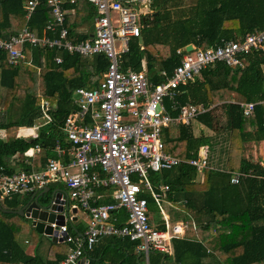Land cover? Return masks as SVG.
I'll return each instance as SVG.
<instances>
[{"label": "trees", "instance_id": "1", "mask_svg": "<svg viewBox=\"0 0 264 264\" xmlns=\"http://www.w3.org/2000/svg\"><path fill=\"white\" fill-rule=\"evenodd\" d=\"M25 1L0 0V37L6 38L21 30L25 21ZM151 1L152 12L142 17L141 36L129 42L123 59L125 66L130 65L135 70L141 69V60L145 59L153 83L162 79L158 75L160 70L171 74L179 64L182 56L177 53L179 48L185 53L188 44L206 48L222 40H240L246 33L264 29V0H195L174 18L165 8L166 0ZM62 6L65 10L73 9L66 13L64 21L72 37L75 36L73 27L81 19L89 20L96 14L87 0H66ZM52 18L47 0H40L26 23L37 34L45 31L54 37L58 28L45 30ZM86 37L88 35L84 34L73 38ZM26 50L29 62L22 60L17 64L8 63L5 51L0 50V130H3L0 166L8 172L44 167L49 158L56 157V144L66 151L63 160L69 159L70 143L61 127L64 118L75 109L72 92L78 86L97 85L108 66L103 54L83 56L31 45H26ZM56 56L62 58L61 62H55ZM244 58L246 65L242 68L215 61L177 88L176 99L180 104L204 102L216 106L199 114L189 124L168 126L164 135L167 153L188 159L202 150L212 167L200 172L195 166L182 162L150 173L151 181L156 184L155 175L161 174L162 182L169 185L166 197L176 202L184 214L183 219L190 221L192 218L197 224L185 237L172 240L173 264H264V164L246 158L242 152L246 143L264 139V47L252 49ZM43 99L54 105L49 110L51 121L46 123L38 122L42 118L40 102ZM231 100L252 101L256 105L250 116H244L239 105ZM219 107L225 119L220 125L213 114ZM193 121L198 122L203 131L194 134ZM34 125L38 126L35 137L30 136L34 134L32 129L21 131L26 135L19 134L21 127ZM207 130L209 133L205 132ZM221 138L222 143L227 140L222 148L226 155L222 166L216 167L212 164L214 146ZM36 145L39 151L31 156L29 152ZM232 171H243L247 175L238 184H232ZM50 184V190L42 199L48 200L52 190L64 188L62 183L59 186ZM102 191L104 188L96 192ZM29 196L13 194L1 201L0 264H58L74 246L71 242L53 241L49 237L50 244L42 248L39 242L34 244L31 239H19L30 219L2 209H18ZM144 196L149 204L150 198ZM110 198L104 201L109 202ZM119 213L124 210L116 211L118 216ZM72 222L67 223L68 232L72 235L82 233ZM118 222L121 223V219ZM101 239L102 243L98 244ZM135 245L136 241L128 238L104 236L85 253L89 264H141L143 255L135 250ZM28 246L33 247V253L27 251ZM165 257L150 256V264H164Z\"/></svg>", "mask_w": 264, "mask_h": 264}, {"label": "built area", "instance_id": "2", "mask_svg": "<svg viewBox=\"0 0 264 264\" xmlns=\"http://www.w3.org/2000/svg\"><path fill=\"white\" fill-rule=\"evenodd\" d=\"M71 2L73 0H70ZM95 8L93 33L90 37L76 40L69 35L64 25L67 10L62 0H47L52 19L45 30L58 33L54 37L45 31L41 35L27 23L17 34L0 37V50L5 51L8 63L29 62L26 45L55 48L83 56L103 54L108 66L103 79L94 87L78 86L72 101L75 109L63 120L62 130L70 143L68 160H63L65 149L56 144V157L48 159L44 167L29 171L8 172L0 166V199L13 194L31 195L53 182H61L68 200V210H62L64 222L48 224L52 231L48 237L62 238L74 244L58 264H89L86 250L104 236L128 238L136 241L135 250L149 263L151 252L173 254L172 240L185 237L196 222L181 219L171 222L162 207L168 184H157L155 189L150 179L151 172H161L174 165L186 162L200 172L209 168L208 160L199 151L196 157L182 159L165 151V128L176 124H189L199 114L211 111L216 104H180L176 96L180 84L192 80L202 68L215 61H223L233 68L246 65L244 55L252 49H262L264 29L246 33L240 40H222L215 46L195 48L182 53L179 64L167 74L160 70L162 78L153 83L149 79L145 59L141 69L124 65L123 54L129 50V42L140 38L144 25L142 17L150 12L139 11V5L150 0H87ZM40 0L23 3L28 19ZM140 49L143 45L140 44ZM55 62L62 58L56 56ZM166 98L168 103H165ZM244 116H250L256 102L234 101ZM54 107L47 100L40 102L43 123L51 121L49 110ZM172 112H175L174 114ZM38 126L34 125L36 129ZM35 132L32 137H35ZM39 151L36 145L30 150L33 156ZM261 164H264L262 162ZM230 182L238 184L247 174L230 172ZM104 188L113 201L98 202L96 189ZM150 193L158 207L161 223L150 220L148 199ZM53 203V201H52ZM75 208L73 212L71 209ZM78 209L86 214V227L82 233L68 232V221H73ZM123 209L126 218L118 222L116 211ZM24 241H27L25 239ZM82 260V261H81Z\"/></svg>", "mask_w": 264, "mask_h": 264}, {"label": "rangeland", "instance_id": "3", "mask_svg": "<svg viewBox=\"0 0 264 264\" xmlns=\"http://www.w3.org/2000/svg\"><path fill=\"white\" fill-rule=\"evenodd\" d=\"M194 1L195 0H166L165 1L166 2L165 8L170 10L171 16L174 18V17H177V15L179 16L180 10H186L188 8V6H190L191 4L194 3ZM151 3H152V1L150 0L147 5H144V4L142 5L141 4V5H139V8L137 7V9L139 11H142L143 13L152 12ZM165 8H162V10H164ZM72 95H73V92H72ZM165 103L166 104L168 103V99L167 98L165 100ZM213 114L216 117H218V120H219L218 124L219 125L220 124H224L225 119H224V115H223L222 110H221L220 107L217 108L216 110H214ZM38 122H40V123L43 122V119L40 118ZM218 124H217V126H219ZM221 126H223V125H221ZM201 128L202 127H201V125L198 124V122H196V121L192 122V130H193L194 134H198L201 131H203V129H201ZM205 132L209 133L208 130L205 131ZM36 133H37V131H36ZM219 135L222 136L223 133H219ZM0 136L2 137L3 135L0 134ZM222 141H223L222 138L219 139L218 140V144H216L214 146L215 147V149H214L215 155H214V159H213L214 161L212 162V164L214 166H216V167H221L222 166L221 164L224 161V158H225V155H226L225 149L223 150L222 148H224L227 145V140H224L225 142H223V143H222ZM250 143L251 142H248V144L247 143L245 144V146H244L245 148L243 149L242 152H243V155L247 154L248 156L252 157V155H253V146H251ZM259 159L260 158L258 157V160ZM155 177L157 179V182L159 184H162V176H161V174H156ZM59 183H61V182L59 181L56 184L55 183H51L50 185L59 186L60 185ZM152 184H153L155 189H158L156 183L152 182ZM146 194L150 198L149 199V204H148V208H149V211H150V213H149L150 220H152V221L154 220L155 222L161 223V217H160V214L158 212L157 205L152 200L150 193L148 192ZM42 197H44V195L40 197V200L42 199ZM166 199H168V197H166ZM162 207H163V210L165 211V213L168 215L169 220L171 222L180 221L181 219H183L184 214H182L183 212L179 209V207L176 204V202L162 201ZM81 214H82L81 210L78 209V215L81 216ZM182 215H183V217H181ZM86 219H87V217H86ZM26 224L27 225H25V229H27V230L23 231L22 233H20V236H19L20 240L21 239L24 240L25 238L26 239H31V242L34 243V244H38V242H39L42 248H45L46 246H48L50 244L51 239L47 235L37 232L32 227L31 220H27ZM64 246H65V244H62L63 248H64ZM160 255H161V257L166 256L165 259H164V262H163L164 264H173V255H171V254H168V253L161 254L159 252H151L150 253V256L152 258L159 257ZM141 264H146L144 256L141 257Z\"/></svg>", "mask_w": 264, "mask_h": 264}, {"label": "water", "instance_id": "4", "mask_svg": "<svg viewBox=\"0 0 264 264\" xmlns=\"http://www.w3.org/2000/svg\"><path fill=\"white\" fill-rule=\"evenodd\" d=\"M192 48V44H188L185 47L187 51L192 50ZM49 190V186H44L38 192H34L33 194H31L26 203H24L20 208H3L2 210L5 212L17 213L21 216L29 218L31 220L32 227L37 232L49 236L52 228L48 223L55 221L58 224H62L64 222V215L62 213V210L64 209L65 211H67L69 205L68 200L65 202L64 200L60 199L62 195H64V197H67V192L63 188H56L52 190L48 200H40V197L47 193ZM1 201L2 199H0V207ZM71 210L74 212L75 208L73 207ZM52 240L58 242L63 241L62 238L56 239L55 237H52Z\"/></svg>", "mask_w": 264, "mask_h": 264}, {"label": "crops", "instance_id": "5", "mask_svg": "<svg viewBox=\"0 0 264 264\" xmlns=\"http://www.w3.org/2000/svg\"><path fill=\"white\" fill-rule=\"evenodd\" d=\"M65 1L66 0H62L63 3ZM67 12L71 13V12H73V9H67ZM26 21H27V19L25 17L24 24L26 23ZM92 33H93V18L89 19V20H85V19L82 20L81 19L80 22L73 27V35H75V36L76 35H84V34H86V35H88V37H90V35ZM75 36H73V37H75ZM88 37H86V38H88ZM29 129H32L34 131V133L36 132V129H34L33 127H21L20 130H19V134L26 135V132L21 133V131H27ZM0 134L1 135L3 134V130H0ZM27 135H29V134H27ZM32 135L33 134H31L30 136H32ZM250 144H251V146H253V155H252V157H250L247 154H244V156L246 158H251L252 161H259L260 163L264 162V139L262 141L258 142V143L251 142ZM258 157L260 158L259 160H258ZM209 167H212V166H209ZM53 183H55V182H53ZM99 189H102V188H99ZM97 190L98 189H96V191ZM96 191H95V195H96V197H98V201L99 202H105L104 199L108 200L111 197V196H109V192L106 191L105 189L102 192H96ZM113 200H111V198H110V201H113ZM125 214H126L125 212L121 213V214L119 213L120 216H118V217H119V219H121V222H123L125 220V218H126ZM72 224H73V226H75L78 229L83 231L85 229V227H86V214L84 212H82V214L80 216V215H78V211H77L76 215L73 217ZM100 243H102V239L100 240V242L98 244H100ZM27 251L29 253H33V247L32 246H28ZM162 260H163V258H160L159 261L162 262ZM149 263H150V261H149Z\"/></svg>", "mask_w": 264, "mask_h": 264}]
</instances>
